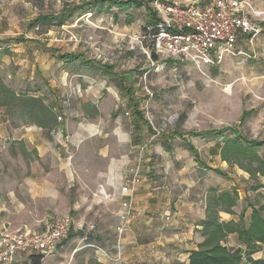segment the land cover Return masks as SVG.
I'll return each mask as SVG.
<instances>
[{
	"label": "crops",
	"instance_id": "0c3cea01",
	"mask_svg": "<svg viewBox=\"0 0 264 264\" xmlns=\"http://www.w3.org/2000/svg\"><path fill=\"white\" fill-rule=\"evenodd\" d=\"M186 1L189 0L183 2ZM198 1L203 4L209 0ZM254 6L255 15L259 12L255 1ZM113 16L118 21V16ZM128 33L121 32V38L113 40L112 47L118 58L124 50H119L118 44L125 41L130 50L124 60L128 65L114 66L110 60L113 51L107 46L108 51L100 50L99 57L93 52L94 60L86 63L91 66H79L75 73L79 81L68 85V73L57 77L58 83L50 89L56 95L54 106L49 104L57 114L55 125L21 124L6 132V137L1 128L6 122L0 120V133H4L0 135V144L2 138H11L21 145L17 152L19 166H0V234L39 231L54 212L69 213L94 226L87 232V240L81 241L78 234L70 235L62 240L53 256L42 258L40 264H89L93 259L102 264L187 262L190 251L196 250L204 239L201 220L206 218L210 188L229 190L231 186L239 192L235 214L220 212L221 220L238 219L244 207V220H249L253 204L245 199L250 196L249 191L263 197L261 203L254 204L256 207L264 202V176L259 175L258 188L253 190L245 182L249 174L238 167V175L244 180L238 185L240 191L233 181L226 187L227 182L223 181L228 180L227 170L234 165L222 161L221 138L211 131L210 139L196 138L194 143L187 139V134L159 124L160 133L153 138L142 116L146 92L140 76L148 72L151 91L155 84L164 82V77L156 75L140 48L127 42L124 35ZM50 69L55 70L51 66ZM123 69L126 71L120 72ZM127 108L129 114H125ZM240 120L237 125H230L239 126ZM187 142L197 150L198 158L185 146ZM136 167L139 182L132 192L134 211L121 238L122 256L112 261L116 255V209L127 197L122 195L121 188ZM63 204H68L66 211H62ZM70 242L77 244L74 252L84 250L86 242L99 249L93 248V258H86L83 263L80 254L78 259L65 256ZM225 245L245 254L235 233L228 235ZM262 258L264 247L244 256L241 264ZM14 264H32V258L18 255Z\"/></svg>",
	"mask_w": 264,
	"mask_h": 264
},
{
	"label": "rangeland",
	"instance_id": "374dc122",
	"mask_svg": "<svg viewBox=\"0 0 264 264\" xmlns=\"http://www.w3.org/2000/svg\"><path fill=\"white\" fill-rule=\"evenodd\" d=\"M91 1L0 0V39L7 40L0 47V81L18 96L40 97L47 105L54 106L56 95L50 89L58 83L59 75L69 74L68 85L75 80L79 81L75 75L79 66H91L86 63L94 60L93 52H106L107 48L112 52V47H115L113 40L120 39L121 32L128 30L129 35L140 31L150 20V12L155 9L157 2L179 3L185 0H138L140 6L125 11H119L114 5L108 9V3L100 7L93 4L81 6L82 3ZM253 1L257 3L259 10L257 14H252V22L257 26L258 32L252 33L254 36L250 34L239 37L235 54L228 56L221 65L201 72L189 64L166 60L170 67L157 71L156 75L164 77V82L153 86L154 96L150 105L154 126L163 124L166 129L173 127L180 134H187V139L196 143L197 139H210L208 131L230 124L237 125L241 112L246 110L248 115L238 126L239 133L248 139L264 140V0ZM109 12L116 14L118 21L108 19ZM47 14L60 15L63 22L59 23L54 19L35 20ZM126 15L131 17V23H127ZM124 37L127 39L125 35ZM118 45L121 47L119 50L124 49L122 54L117 58V52L113 51L114 57L110 60L114 66L128 65L124 60L128 58L130 50L123 40ZM63 53L81 54V58L62 59L60 55ZM152 55L156 58V55ZM50 66L55 70L51 71ZM123 71L126 69L120 72ZM4 97L7 96L2 99ZM145 98L146 96L143 100ZM32 113L19 101H10L8 105L0 106V120L6 122V127L1 126L5 136L7 137L6 132L9 133L21 124H34L35 115ZM143 119L146 121L144 117ZM148 126L151 129L149 123ZM4 133L1 131L0 135L4 136ZM228 133L229 131L225 134ZM1 140L0 166L18 167L20 157L17 152L21 145L11 138ZM259 153H264V146ZM227 171L230 175L228 180L223 181L227 182L226 187L233 181L240 191L238 185L244 180L238 175V167L229 166ZM16 172L19 173V170ZM259 180L260 176L249 177L245 182L257 187ZM249 193L250 196L245 197L248 202L256 204L263 201V197L258 196L257 192ZM241 196L243 198V193ZM62 207V211H66L68 204H63ZM63 214L54 212L49 216ZM74 245L77 244L70 242L66 257L78 259L81 255L83 263L86 258H93L94 247L88 245L84 250L74 252Z\"/></svg>",
	"mask_w": 264,
	"mask_h": 264
},
{
	"label": "built area",
	"instance_id": "2783aa9c",
	"mask_svg": "<svg viewBox=\"0 0 264 264\" xmlns=\"http://www.w3.org/2000/svg\"><path fill=\"white\" fill-rule=\"evenodd\" d=\"M155 10L159 18L155 25H146L140 31L125 35L132 46L140 48L154 71L164 70L167 59L189 64L201 72L206 67H218L226 56L235 54L239 37L258 32L257 26L252 22V14L256 12L253 0H209L203 4L198 0L182 3L159 1ZM107 18L115 21L112 13H108ZM120 48L118 45V49ZM147 73L145 71L140 76L146 92L142 113L153 131L154 138L160 133V129L151 121L153 115L150 104L154 92L148 88ZM125 114H129V108ZM138 177L139 167H136L126 177L121 188L122 195L127 197L122 199L116 209V255L111 258L112 261L119 260L122 256L121 238L134 211L132 192L139 182ZM43 227L39 231L0 234V264H14L18 255L37 254L43 258L53 256L62 240L78 234L81 241H85L87 232L94 229L91 224L78 220L69 213L54 215ZM87 245L99 249L94 244Z\"/></svg>",
	"mask_w": 264,
	"mask_h": 264
},
{
	"label": "trees",
	"instance_id": "16d2710c",
	"mask_svg": "<svg viewBox=\"0 0 264 264\" xmlns=\"http://www.w3.org/2000/svg\"><path fill=\"white\" fill-rule=\"evenodd\" d=\"M108 3V9L114 5L119 11H125L135 6H140L138 0H92L91 2L82 3L81 6L95 5L103 6ZM114 15L113 12H109ZM57 20L62 23L63 19L60 15H41L37 17L36 21ZM127 23H131L132 19L126 15ZM159 21L155 11L150 12V20L142 26L155 25ZM7 41L0 39L1 44ZM80 54H61L60 58L78 59ZM7 96L2 99L3 96ZM10 101H19L35 115L34 123L42 127L55 125L57 114L52 109L51 105L44 103L40 97L16 95L8 86L0 81V106H6ZM248 111L244 110L241 114L242 121L246 119ZM229 131L228 134H225ZM211 133L216 138H221L220 156L222 161L239 167L246 171L249 177L258 178L264 176V153H259V150L264 146V140L248 139L243 134L239 133L238 126L227 125L218 130H213ZM187 148L198 158L197 150L189 142L186 143ZM222 174L221 171L215 169ZM258 188L254 187L253 190ZM208 199L206 203V218L201 220V234L204 239L198 245L196 250H191L187 262H174L172 264H241L243 257L247 254L256 251L260 247H264V202L256 207L252 206V211L249 215V222L244 220V213L246 207L243 208L239 214L238 219L231 218L228 221L220 219V212L227 214H235L234 206H236L239 199V193L235 188L229 190H220L218 187L210 188L208 190ZM235 233L238 236L239 242L245 247V254L243 255L239 249H229L225 245V241L230 235ZM32 258V264H40L43 257L41 255L33 254L29 256ZM89 264H102L96 260H91ZM252 264H264V258L255 260Z\"/></svg>",
	"mask_w": 264,
	"mask_h": 264
}]
</instances>
